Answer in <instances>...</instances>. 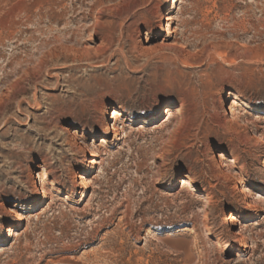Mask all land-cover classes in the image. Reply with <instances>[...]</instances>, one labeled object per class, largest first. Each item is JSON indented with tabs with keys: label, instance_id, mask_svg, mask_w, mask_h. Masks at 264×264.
Returning a JSON list of instances; mask_svg holds the SVG:
<instances>
[{
	"label": "rangeland",
	"instance_id": "rangeland-1",
	"mask_svg": "<svg viewBox=\"0 0 264 264\" xmlns=\"http://www.w3.org/2000/svg\"><path fill=\"white\" fill-rule=\"evenodd\" d=\"M261 105L264 0H0V264H264Z\"/></svg>",
	"mask_w": 264,
	"mask_h": 264
},
{
	"label": "bare ground",
	"instance_id": "bare-ground-1",
	"mask_svg": "<svg viewBox=\"0 0 264 264\" xmlns=\"http://www.w3.org/2000/svg\"><path fill=\"white\" fill-rule=\"evenodd\" d=\"M172 20V18H167V21L170 22ZM173 32H171L170 34H172ZM168 38H171L170 36H168ZM168 46V45H165ZM61 49V48H58ZM61 50H58L57 52H60ZM231 94H229L228 97H230ZM229 99V98H228ZM228 101L225 100L224 103H227ZM264 110V105L258 106V108L255 109L256 112H260ZM163 114L171 117L172 115V109L171 108H165L163 110ZM123 111L122 110H117L115 107H113L111 104L109 105V107L107 108L106 113L104 114L103 118H104V123H105V134H101L100 137H102V139L106 138V134L111 133L112 131L114 132V135L117 136V134L119 133V129L117 128L116 123H118L120 121V118L123 117ZM162 126V125H161ZM88 133L87 130H83V134ZM96 138V136H94ZM259 145H264V138H260L259 139ZM88 151L84 152L83 155V162H85L86 158L88 157L87 154ZM214 160L216 162H218L220 165H223L224 160H227L228 165H224L222 166V175L224 177H228L231 175V168L235 166V161L233 159H226L225 155L222 152H216L215 156H214ZM95 161L90 162V165H94ZM36 176L34 177V182H33V191H32V196L37 197L41 194V192L43 191V185H42V180L44 178L47 177L46 172L42 169L40 172H36L35 174ZM181 183L184 186H188V182L181 180ZM44 198L46 199L47 193L44 192ZM209 197L206 196V194H201V200L202 201H206L208 200ZM33 203L32 201H28L27 204H31ZM8 211H11V209H9ZM16 219L18 222H16L15 226L13 229H9L10 232V237H12L14 235V231L20 226L21 224V220L22 218L20 217L19 213H16ZM233 221H235L233 219ZM235 234H238L237 231L234 232Z\"/></svg>",
	"mask_w": 264,
	"mask_h": 264
}]
</instances>
